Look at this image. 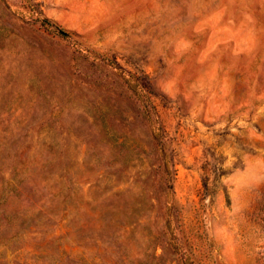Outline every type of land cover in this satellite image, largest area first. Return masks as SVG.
Instances as JSON below:
<instances>
[{
  "label": "rangeland",
  "instance_id": "obj_1",
  "mask_svg": "<svg viewBox=\"0 0 264 264\" xmlns=\"http://www.w3.org/2000/svg\"><path fill=\"white\" fill-rule=\"evenodd\" d=\"M0 264H264V0H0Z\"/></svg>",
  "mask_w": 264,
  "mask_h": 264
},
{
  "label": "trees",
  "instance_id": "obj_2",
  "mask_svg": "<svg viewBox=\"0 0 264 264\" xmlns=\"http://www.w3.org/2000/svg\"><path fill=\"white\" fill-rule=\"evenodd\" d=\"M59 29V28H58ZM60 32H61V30H59ZM62 33H64V32H62Z\"/></svg>",
  "mask_w": 264,
  "mask_h": 264
}]
</instances>
